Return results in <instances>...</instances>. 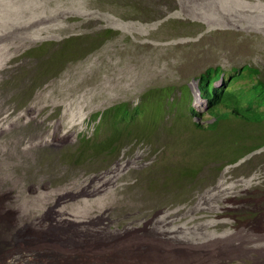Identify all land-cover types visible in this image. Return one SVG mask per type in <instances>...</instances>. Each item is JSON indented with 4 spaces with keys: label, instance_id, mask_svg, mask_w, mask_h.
I'll list each match as a JSON object with an SVG mask.
<instances>
[{
    "label": "rangeland",
    "instance_id": "obj_1",
    "mask_svg": "<svg viewBox=\"0 0 264 264\" xmlns=\"http://www.w3.org/2000/svg\"><path fill=\"white\" fill-rule=\"evenodd\" d=\"M110 1L0 0V264H264L263 158H209L174 197L162 188L169 156L179 155L173 175L201 157L185 136L155 139L152 156L126 147L105 170L63 158L120 100L172 84L194 94L212 65L264 69L253 39L264 44V0H149L144 16L134 0ZM43 45L66 62L25 56ZM178 90L161 122L187 107Z\"/></svg>",
    "mask_w": 264,
    "mask_h": 264
},
{
    "label": "trees",
    "instance_id": "obj_2",
    "mask_svg": "<svg viewBox=\"0 0 264 264\" xmlns=\"http://www.w3.org/2000/svg\"><path fill=\"white\" fill-rule=\"evenodd\" d=\"M112 1L109 3L122 2V0ZM150 4L149 0H134L132 11L137 14L142 13L144 16L152 10ZM118 7L126 9L123 3ZM172 22L177 23V21ZM108 32L111 33L113 30L108 29ZM260 37L263 36L260 34ZM76 39H68L67 45L74 46ZM253 39L262 51L264 44L258 39V34H254ZM44 46L28 51L25 56L37 58L40 65L46 63L50 67L56 62L58 64L66 62L64 59L69 55L63 49L61 50L66 57L61 59V55L55 53L47 55L49 52ZM69 53L73 54L72 51ZM46 55L50 56L49 59L44 58ZM39 69L45 76H48L52 70ZM263 70L260 65L249 63L232 68H225L222 64L212 65L203 67L194 78L196 83L194 94L188 85L179 88L172 84L148 89L141 94L140 103L133 104L130 101L120 100L103 112H95L93 120L97 121L100 118L95 133L92 136L83 135L77 144L79 148L63 154V158L78 168L97 170L102 166L105 170L118 161L126 147H150L147 151L152 156L156 152V148L151 145L154 144L155 139L162 141L163 136L168 132L185 136L188 150L200 148L201 157L173 175L179 162V155L174 152L169 156L173 166L172 174L167 177V182L162 188L167 191L173 190L172 197L179 193L181 196L185 195L182 188L192 183L198 172L203 171L204 166L202 168L201 166L203 163L207 166L209 158L220 161L222 167H225L235 165L258 151L260 153L250 164L260 158H263L261 163H264ZM178 89L186 93L187 107L178 110L169 123L161 122L159 116L164 115L168 110L166 104L170 103L173 97L176 99V96L180 95ZM197 99H200L199 102ZM196 102L208 105L205 106L207 109L197 107ZM232 115L236 118H231ZM180 119L183 121L178 122ZM195 140L202 144L191 143ZM150 170L148 167L146 172L149 173ZM212 171L215 170L211 167L210 172ZM177 180H181L184 184H179ZM159 194L156 195L157 198H151L152 205H157L155 200L158 199Z\"/></svg>",
    "mask_w": 264,
    "mask_h": 264
},
{
    "label": "bare ground",
    "instance_id": "obj_3",
    "mask_svg": "<svg viewBox=\"0 0 264 264\" xmlns=\"http://www.w3.org/2000/svg\"><path fill=\"white\" fill-rule=\"evenodd\" d=\"M199 102V101H198ZM207 107H208V105H207ZM208 111V110H207ZM227 115V114H226ZM200 116V115H199ZM231 118H236L235 116H230ZM240 119V118H239ZM238 119V120H239ZM260 152H258L257 151V153H256V155L255 154H253V155H255V156H253V157H250V156H248V157H246V158H251L252 160L254 159V157H256V156H258V154H259ZM245 158V159H246ZM257 215H258V213H257ZM261 216V215H260ZM249 217V216H248ZM264 217V216H263ZM252 228V227H251ZM250 230V229H249ZM252 235H253V233H252ZM251 248V247H250ZM245 250H246V252L250 255L251 253H252V250L250 249V252H248V250H247V248H245ZM248 257V256H247Z\"/></svg>",
    "mask_w": 264,
    "mask_h": 264
}]
</instances>
